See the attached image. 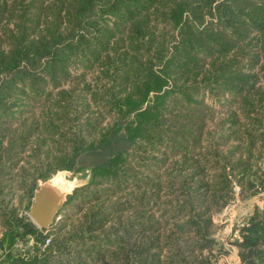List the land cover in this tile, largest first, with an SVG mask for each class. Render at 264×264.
I'll use <instances>...</instances> for the list:
<instances>
[{
    "label": "rangeland",
    "instance_id": "rangeland-1",
    "mask_svg": "<svg viewBox=\"0 0 264 264\" xmlns=\"http://www.w3.org/2000/svg\"><path fill=\"white\" fill-rule=\"evenodd\" d=\"M41 1L0 0V6L6 4L0 15V245L6 229L18 218L29 219L41 228L31 215L32 198L41 182L59 174L80 185L66 196L54 222L41 228L45 229L43 234L52 232L47 237L52 239L50 244H55L54 249L65 243L62 254L56 253L59 260L52 257L50 261L56 263L51 264H66L60 259L72 257L71 264H98L97 253L89 255L88 250L119 242L121 237L126 238V232L133 239L142 234L147 239L159 236L162 243L169 235L177 239L180 233L186 239L190 211L186 207L181 214L179 207L188 199L186 203L201 207L198 210L208 214L212 224L215 241L203 247V254L211 252L212 264H242L237 245L240 229L249 216L264 208V127L250 122L255 113L245 115L241 111L245 105L237 102L242 97L234 93L239 82L228 77L242 72L251 75L248 84L254 85L255 92L264 86V34L250 23V18L264 7V0H216L210 6L203 0H190L192 5H205L196 16H190L195 32L219 33L229 42L221 51L207 40L183 43L180 25L168 28L154 17L144 38L113 31L103 40L106 47L92 55H78L74 48L62 47L64 42L78 41L92 30L89 18L80 27L63 19L60 30L35 34V30L43 29L39 25L31 29L33 38L56 42V52L63 61L61 65L56 62L57 67L66 65L67 73L59 75L58 71L57 78L48 75L41 69L49 61V56H44L34 59L38 63L31 59L23 62L22 69L30 74L15 70V77H19L10 81L5 78L10 71L7 68L13 67L9 61L12 56L7 54L11 51L10 33L19 32L22 8H26L30 20L42 18V14L34 16ZM223 3L231 6L221 16L218 11ZM99 10L97 5L93 18L98 15L99 27L105 33V24L112 19L108 11H102L100 17ZM48 19L52 20L50 16ZM226 20L229 25L224 27ZM239 29H247L246 38L240 36ZM163 41L165 59L180 56L183 64L167 70L168 85L157 93L164 101L156 121L149 122L144 137L132 141L127 128L137 110L125 105L127 109L120 112L111 104L120 92L122 97L128 94L130 102L141 94L135 89L137 83L124 81L121 64L125 55L118 54L126 53L129 58L133 51L129 46L139 43L145 45L139 51L142 60H149ZM152 63L154 70L163 64L155 59ZM147 70L131 67L141 79ZM155 97L150 92L140 107H147ZM231 110L239 120L235 132L228 131L230 126L226 125ZM222 121L226 126L224 142L217 133ZM188 142L191 144L186 145ZM120 150L126 153L113 173L104 174L97 168ZM238 161L243 162L244 170L233 167ZM218 164L220 169L216 168ZM220 174L228 186L214 198L211 189L210 200L203 205L197 192L201 181L216 190L221 186H215ZM180 214L181 218L177 217ZM58 216L61 218L57 221ZM194 239L189 242L191 246L205 242L196 236ZM47 248L33 235L15 236L13 241L7 236L5 246L0 247V264L11 260L15 261L10 264H23L22 258H40Z\"/></svg>",
    "mask_w": 264,
    "mask_h": 264
},
{
    "label": "trees",
    "instance_id": "trees-1",
    "mask_svg": "<svg viewBox=\"0 0 264 264\" xmlns=\"http://www.w3.org/2000/svg\"><path fill=\"white\" fill-rule=\"evenodd\" d=\"M98 1L99 4L97 5L100 8L99 11H101L99 14L100 17H102V11H108L107 13H109L112 19L111 21H108L110 24H105L107 26H105V33H103L104 28L99 27L100 23L98 21V15L97 17L93 18V14L97 7L96 3ZM203 1L210 6L216 0ZM198 5L199 4L192 5L190 0H42L39 4H37L36 14H34V16L42 14V18L30 20L27 15L28 11L26 8H22V21L20 27L18 26L19 32L15 33L13 29L11 30V32L13 31L10 33L9 37V39H11V51H7V54L12 56L9 57V61L13 64V67L7 68L10 71L6 74L5 78H9L8 80L10 81H13L15 78L18 79L19 76L15 77V70H22L25 72V75L30 74V72H27V69H22V63H27V61L30 59L33 63H38V61L34 59L42 58L44 56H49V61L41 69L47 71L48 75L57 78L58 71L60 72L59 75L67 73L65 69L66 65L57 67L59 66L57 63L61 65L63 61L60 54L56 52L58 47L56 42H46L45 37L40 38L39 41H35L36 38H33L34 36H32L34 33L43 34V31H47V29H54L53 31L60 30L63 27V19H68L69 23H74L79 27L88 18L92 23V30L89 31L88 34L81 35L78 41L72 39V41L64 42L62 45L63 48H74L75 53L78 55H85L87 52H90L88 55L95 54L97 51L101 52V50L106 47L103 42L104 38L108 35H111L113 31L116 35H119L120 33V35L126 34L132 38L139 36L140 38H144V32L147 31L148 24L151 23V17L163 21L165 27L168 28H176L180 25L181 27H179V31L181 33L183 43L185 44H192L195 42L198 44L200 42L206 43L207 40L208 42H213L214 46L217 47L218 50H224L225 46L229 44V42L226 43L225 39L221 37L219 33H214L213 35V33L210 34L208 30L195 32V28L192 26L193 21L190 20V16H196V13H198L200 9L205 8V5ZM230 6V4L225 3L220 5L218 11L220 15L222 16L225 10ZM5 10L6 4L2 3L0 6V15L3 14ZM48 16H50L52 20H49ZM221 20H223V18H221L220 21ZM250 20V23L257 27L259 32L263 31L264 34V7L261 8L255 16L250 18ZM235 23H237V21ZM244 24H241V26ZM39 25L41 26L40 29H43L36 31L35 29ZM226 25H229L227 20L224 24V27ZM88 26L89 25L84 24L83 27ZM224 27H222V30ZM31 29H34L35 31ZM239 31L241 32L240 36H243V38H246L249 33L247 32V29H239ZM97 33H99V35ZM51 39L53 38L51 37ZM40 41L42 42L41 44ZM36 44L39 45L38 48V45ZM165 45L166 43L164 41L157 44L156 52L154 53L153 57L144 61L139 54L141 47L145 46L143 44L137 43L136 45L132 43L129 47L133 51L130 52V55L128 54V57L130 56L129 58H127L126 53L120 52L118 54V57L125 55V57L122 58L124 62L121 64V66L124 67L122 76L124 81L126 83L131 81L132 84L137 83L135 89L138 88V94H141L137 100L134 98L132 99V102H130L129 95L127 94L122 97V92H120L119 98L114 99L111 104L115 107V109H119L120 112H122L123 109H127L126 107H131L133 110H137L134 116V122L129 124L127 128L128 137L132 141H137L140 139L139 137H144L148 133L147 131L149 128L147 126L149 122L153 120L156 121L157 113H159L164 101L163 97L158 96L157 93L168 85V77L170 76V73L167 70L173 69V66L180 67L183 64V59L180 56L165 59ZM48 49L51 51H46ZM1 53L6 52L2 51ZM154 59L156 61L163 62L162 66H159V68L155 70L153 67H151L153 64L152 61ZM131 67L148 70L141 79L138 71L131 72ZM23 68H27V66ZM226 69L229 68H225L224 70ZM236 74L237 75L234 77L229 76L228 79L239 82L237 87H233L235 88L234 93H238V95L242 97L240 102L237 103L245 105L243 108H241V111H243L245 115H247V113H255L256 116L250 118V122L253 123V126L264 127V86L255 92L254 85L248 84V80L251 75H244L242 72H237ZM150 92H154L156 97L147 107H140V104L146 100ZM123 101L128 102L130 106L126 103H123ZM227 120L228 122L226 125L230 126L227 128L228 131L235 132L239 126V120L232 110L230 111ZM223 124L224 121H222V125L217 128L218 131H224H217L219 139L222 142H224V138H226V126ZM195 135L197 134L195 133ZM192 136L193 135L186 137ZM189 144H191V142L186 143V145ZM192 144H196V142H192ZM231 152L232 151L230 150L226 156H231ZM125 153V150H120L112 154L103 164L97 166V168L100 169V171L104 174H108L111 171L113 173L117 166L118 160H120V158H122ZM67 167L69 168L70 166L65 165V168ZM233 167H238L244 170L243 162L240 161L234 164ZM216 168L220 169L221 166L218 164ZM219 177L220 178L218 179L220 180H218L219 182L215 184V186L220 184L221 186L220 188H216V190H214L213 185L208 184L204 181V179L201 181L197 192L200 199L202 200L203 205H206L208 200H210L209 197L211 189L213 192L211 196L214 198L217 192H221L228 186L226 182L227 180L222 177V174H220ZM245 185L250 187L252 186V183L246 182ZM33 188L34 185L30 190L32 191ZM29 197H31V195H29ZM186 202L189 203V199L188 201L185 200L184 203L179 207V213L181 214L183 213V210L185 211L186 207H189L190 211V218L188 221H186L187 224L185 232L188 234L186 239L183 238V235L180 233L181 231L178 232L180 233V236H178L177 239L174 240L172 239V236L169 235V237H167V242L165 243H162L163 240H160L158 238L159 236L157 238L147 239L146 236L142 234L140 237L133 239V235H128L129 233L126 232L124 235L126 238L121 237L119 242L106 245L103 244L97 246V248L89 249V255H94L97 253L96 255L98 256L95 257V260H97L98 264H212L211 260L209 259L211 252H209L210 255H204L202 252L204 246H208L215 241L211 235L210 228L212 224L210 217L205 212L198 210L201 207L189 206V204ZM220 205L221 204H219V206ZM181 214L177 215V217L179 216V218H181ZM59 215L61 214L59 213ZM185 215L188 217L187 213ZM172 218L175 219V217ZM43 231H45V229L38 228L29 219L25 220L18 218L16 224H13L6 229L0 247L3 248L5 246V240L7 236L13 241L15 236L33 235L44 244L46 239L49 238L47 236L52 232L43 234ZM240 231L241 240L237 241V245L240 249L242 264H264V208L257 209L256 212L249 216L245 223H243ZM8 233L10 234L8 235ZM195 236L205 241L204 244L200 245L199 243L195 242L191 246L189 242L195 240ZM51 241L52 239L50 238L49 243L46 244L48 248L42 252V257L39 258L36 255L29 258V260L22 258V263H56V260H54V262L50 260L53 259L52 257L59 260V257L56 255V253L58 251L59 254H62V247L65 243H63V241L60 242L59 246L57 245L56 249H54L55 244H50ZM182 242L184 243L182 244ZM72 258L69 260L60 259V261L65 262L66 264H71ZM11 261L14 262L15 260Z\"/></svg>",
    "mask_w": 264,
    "mask_h": 264
},
{
    "label": "water",
    "instance_id": "water-1",
    "mask_svg": "<svg viewBox=\"0 0 264 264\" xmlns=\"http://www.w3.org/2000/svg\"><path fill=\"white\" fill-rule=\"evenodd\" d=\"M55 178L57 187L53 185ZM75 181L76 184L67 188ZM79 185V181L65 179L59 174L52 175L49 179L41 182L35 190L31 207V215L41 228H48L54 222L55 214L64 204L66 196ZM64 186L66 188H63Z\"/></svg>",
    "mask_w": 264,
    "mask_h": 264
},
{
    "label": "bare ground",
    "instance_id": "bare-ground-1",
    "mask_svg": "<svg viewBox=\"0 0 264 264\" xmlns=\"http://www.w3.org/2000/svg\"><path fill=\"white\" fill-rule=\"evenodd\" d=\"M77 182H72L71 184H69V186L67 188H71L74 184H76ZM54 187H57V183H56V178H55V182L53 183ZM63 188H66V186H64Z\"/></svg>",
    "mask_w": 264,
    "mask_h": 264
},
{
    "label": "built area",
    "instance_id": "built-area-1",
    "mask_svg": "<svg viewBox=\"0 0 264 264\" xmlns=\"http://www.w3.org/2000/svg\"><path fill=\"white\" fill-rule=\"evenodd\" d=\"M59 217H60V216H58V218H56V220L59 219ZM49 241H50V238H47L45 244H48Z\"/></svg>",
    "mask_w": 264,
    "mask_h": 264
}]
</instances>
